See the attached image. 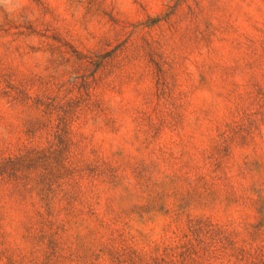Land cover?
Returning <instances> with one entry per match:
<instances>
[{
    "label": "rangeland",
    "instance_id": "rangeland-1",
    "mask_svg": "<svg viewBox=\"0 0 264 264\" xmlns=\"http://www.w3.org/2000/svg\"><path fill=\"white\" fill-rule=\"evenodd\" d=\"M0 264H264V0L0 4Z\"/></svg>",
    "mask_w": 264,
    "mask_h": 264
},
{
    "label": "clouds",
    "instance_id": "clouds-1",
    "mask_svg": "<svg viewBox=\"0 0 264 264\" xmlns=\"http://www.w3.org/2000/svg\"><path fill=\"white\" fill-rule=\"evenodd\" d=\"M0 4H8V5H11L12 4V0H0ZM9 10L11 11L12 8H9Z\"/></svg>",
    "mask_w": 264,
    "mask_h": 264
}]
</instances>
